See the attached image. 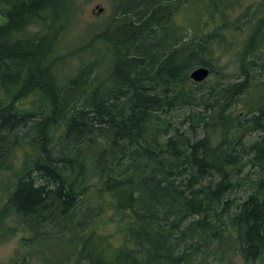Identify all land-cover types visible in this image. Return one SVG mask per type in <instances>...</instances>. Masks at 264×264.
Masks as SVG:
<instances>
[{
    "label": "trees",
    "instance_id": "1",
    "mask_svg": "<svg viewBox=\"0 0 264 264\" xmlns=\"http://www.w3.org/2000/svg\"><path fill=\"white\" fill-rule=\"evenodd\" d=\"M76 1L0 0L9 5L0 24V242L21 230L24 246L48 249L44 264H206L213 241L234 247L243 264L263 258L264 88L242 116L230 104L250 91L264 0L233 20L228 11L241 0H198L191 19L203 26L191 39L174 23L184 0H115L103 27L62 47ZM240 25L243 78L222 87L212 51L229 50ZM93 41L103 48L87 54ZM76 57L73 72L58 75ZM203 66L214 87L194 93L188 72ZM185 104L195 110L180 117L181 131L165 118ZM202 109L215 121L195 114ZM207 126L219 132L216 145ZM245 126L259 134L248 143ZM17 148L23 157L7 177ZM240 180L247 191L236 205L230 194ZM104 204L118 244L95 230Z\"/></svg>",
    "mask_w": 264,
    "mask_h": 264
},
{
    "label": "rangeland",
    "instance_id": "2",
    "mask_svg": "<svg viewBox=\"0 0 264 264\" xmlns=\"http://www.w3.org/2000/svg\"><path fill=\"white\" fill-rule=\"evenodd\" d=\"M251 3V0H241V5L236 6L234 9L228 11V20H233L236 16L241 15L245 8L249 6ZM183 6L179 10H175L174 12V23L179 29L185 34L183 36V39H191V38H198L199 37V30L197 28H201L203 24L199 22L192 21L191 17L196 16L195 14L198 11V0H184ZM9 5L3 4L0 2V24L4 21L3 13L8 10ZM100 9V11H99ZM115 9V0H77L75 4V13L72 21L70 22L65 35L62 39V47L67 45H76L80 44L85 37V34L90 30L91 32L94 31V28L97 30L104 26L106 21L110 18V15L113 13ZM120 14V13H119ZM196 23V24H195ZM212 27L211 24H209L207 27H203V30L208 31ZM240 29H238L230 38H228V41H232L231 45H228L229 50H222L220 48H216L212 52L214 55H216V61H215V67L222 71L223 76L220 79V86H226L227 84L231 83L234 84L236 81L242 80V71L240 73L238 64L236 65L235 57L236 52L238 51L240 44L244 42L245 38H247L246 32L243 29V25H240ZM112 28V27H111ZM115 28V27H113ZM196 29V34L192 36L194 30ZM231 28H222V30H225V32H234L233 30H230ZM191 37V38H190ZM82 39V40H81ZM84 47H89L88 50L83 49L87 54H93L99 53L101 48H103L102 45L98 46L95 41L90 42L88 45ZM226 48V46H224ZM70 50V49H68ZM92 50L95 53H92ZM104 54V50H102ZM103 54V55H104ZM249 59H253V64L248 66V70L251 74V86L248 90L249 92L246 93L243 97H237L233 103L230 104V106H234V114L241 111L240 116H242L243 111L245 110L247 104L249 102H254L256 98L258 97L257 91H259L260 88H264V45L261 46L260 49L253 51L250 54ZM77 57L65 61L64 66L62 69L58 70L57 73L60 76H63L65 78L66 73L73 72L74 66L76 64ZM100 69L107 71L108 67V60L102 59L99 60ZM214 64V63H213ZM211 64V65H213ZM214 66V65H213ZM195 68V67H193ZM193 68L188 72L189 73L193 70ZM210 70L209 75L201 82H196L190 79L189 83L192 87H196L194 90V93L201 92L200 89L207 91L210 88L214 87V77L216 76L214 73ZM215 75V76H214ZM216 87V86H215ZM190 106V107H189ZM208 108V107H205ZM195 108H191V105H179L175 107L173 110H171L167 115L165 120H167L171 125L172 128H179L181 131L185 130L187 128V123L185 121V117L188 114H191L192 111H194ZM197 111H201V107L197 109ZM200 116V118H204L205 122H208V125L210 122L215 121V117L210 115L209 113H205L202 109V112H195ZM181 117V118H180ZM240 121L244 120V117H242ZM233 125V124H232ZM207 126L206 130L208 133V138L212 141L214 145H216L221 137L219 136L218 131H211L210 127ZM250 130L249 127L245 126V136L244 141L246 143L255 140L258 137V133L255 131H248ZM204 134V130L201 128L198 129V134L194 139L200 138ZM12 140L11 138H9ZM23 157V150L21 148H17L14 151V154L9 158V161L12 162V169H9L7 171H3V173L7 177H11L12 175H15V170H17L18 163L20 161L19 158ZM16 164V165H15ZM14 170V172L12 171ZM247 172L242 173L240 176L245 177ZM250 178H254L255 175L253 173H249ZM1 180V177H0ZM241 185L233 190V192L230 194V198H233L235 201V204L238 205L241 201H243L246 196V193H244V189L247 191V188L243 186V182L240 180ZM253 192V187L250 190V193ZM245 195V196H244ZM242 196H244L242 198ZM101 215L97 218L96 224H95V230L99 234L110 236V242L112 244H118L122 237L119 232L115 231V228L110 222V216L111 210L109 209V206L107 204L103 205V209L100 211ZM10 228V227H9ZM26 235L25 232L22 233L20 230L13 231L12 234H10L8 237H6L3 241L0 242V244H4L11 239L15 238V247L11 250L10 254H6L2 248H0V264H14V262H20V264H44L43 258L48 257V249L45 248L43 252L34 253L30 246L26 247L21 243L20 236ZM215 244L217 245L216 241H213L211 251L206 255V258L208 259L206 264H243L241 262V259H239L234 251V247L228 248V249H219L215 248ZM220 252L226 253L224 258L220 261L216 259H212L214 256L220 254ZM199 261V258L196 260ZM252 264H264V257L259 259L257 262Z\"/></svg>",
    "mask_w": 264,
    "mask_h": 264
},
{
    "label": "clouds",
    "instance_id": "3",
    "mask_svg": "<svg viewBox=\"0 0 264 264\" xmlns=\"http://www.w3.org/2000/svg\"><path fill=\"white\" fill-rule=\"evenodd\" d=\"M15 243V238H13L4 244H0V248H2L6 254H10L11 250L15 247Z\"/></svg>",
    "mask_w": 264,
    "mask_h": 264
},
{
    "label": "bare ground",
    "instance_id": "4",
    "mask_svg": "<svg viewBox=\"0 0 264 264\" xmlns=\"http://www.w3.org/2000/svg\"><path fill=\"white\" fill-rule=\"evenodd\" d=\"M212 66V65H211ZM209 67H201V69H203L205 72H206V75L202 78V79H200V80H196V79H193L192 77H191V74L194 72V71H196L197 69H200V67H196V68H194L190 73H189V78L190 79H192L193 81H196V82H201V81H203L208 75H209V73H210V70L208 69ZM213 69V68H212ZM243 78V77H242ZM237 82V81H236ZM240 82V81H239ZM247 84V83H246ZM190 107V106H189ZM197 113H199V112H197ZM196 114V113H195ZM198 115V114H197Z\"/></svg>",
    "mask_w": 264,
    "mask_h": 264
},
{
    "label": "water",
    "instance_id": "5",
    "mask_svg": "<svg viewBox=\"0 0 264 264\" xmlns=\"http://www.w3.org/2000/svg\"><path fill=\"white\" fill-rule=\"evenodd\" d=\"M100 11V9H99ZM206 75V72L203 69H197L191 74V77L196 80L202 79Z\"/></svg>",
    "mask_w": 264,
    "mask_h": 264
}]
</instances>
